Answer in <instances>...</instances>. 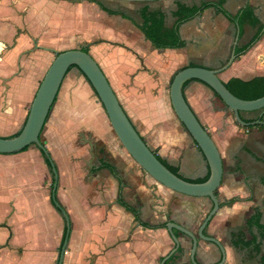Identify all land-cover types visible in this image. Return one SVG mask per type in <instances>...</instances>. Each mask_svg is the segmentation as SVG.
<instances>
[{"label":"crops","instance_id":"obj_1","mask_svg":"<svg viewBox=\"0 0 264 264\" xmlns=\"http://www.w3.org/2000/svg\"><path fill=\"white\" fill-rule=\"evenodd\" d=\"M188 1L190 0H162L126 4L131 8L134 4H140L134 7L136 13L144 7L159 10L165 15V26L169 28L174 21L171 12L175 10V4L194 5H188ZM222 1L223 8L232 15L245 5L251 6L254 16L264 23V0ZM99 4L102 5L100 0H0V44H3V48H0V137H10L23 124L34 94L54 59V53L87 48V53L98 64L119 104L148 148L153 152L157 149L156 154L163 160L174 159L175 167L184 170L190 163L188 171L193 172L197 168L200 175H182L188 180L205 176L208 170L206 161L181 123L178 121L176 131L191 139L196 154L188 152V143L184 137L181 136L182 141H177L175 131L170 132L168 129L169 123L177 119L170 105V79L190 62L208 69H220L228 61L233 48L235 51V47L247 44L255 29L244 25L241 37H238L235 44L236 24L229 22L217 8L211 7L180 25L178 33L185 43L183 48L157 50L133 24L140 22L125 12L102 5L123 13L127 19L108 15L101 10ZM125 51L136 57V60L128 55L131 62L125 64L123 60L114 58V55L126 54ZM261 76H264V34L245 53L236 55L231 65L218 75L223 83L231 78L247 81ZM86 83L79 70L72 68L60 86L55 117L58 120L57 142L63 147H66L64 141L68 140L67 135L63 134L65 126L72 123L76 126L93 124V119L85 115L84 100L79 95L80 91L88 90ZM183 95L213 140L223 167L222 180L216 191L218 203H222V206L204 233L215 238L223 247V264H259L260 257L264 255V238L260 240L259 253H256L252 247H232L230 234L236 229H242L246 239L250 238L245 222L254 209L260 212V222L264 226V125L250 128L240 126L233 113L199 81L187 82ZM73 115L80 119H72ZM241 116L245 119L262 118L258 120L264 123V112L261 111L244 112ZM141 124L149 127L150 133L146 137L144 132L147 131L140 129ZM88 143L91 147V143ZM123 152L119 153V169L129 182L119 185L107 170H101L104 182H94L97 190L94 195H100L95 205L101 207L104 217L100 222L106 224L95 230L94 240L91 237L88 240L94 246L92 249L86 247L76 264H160L173 248V242L165 228H143L134 222L129 212L117 204L119 187L123 200L134 208L138 205L139 209H136L141 220L152 225L174 222L195 234L210 209L208 199L197 198L209 203L207 213L197 223L196 215L192 212L194 209L189 208L194 204L191 197L170 191L160 184L151 185L147 179L135 183L130 176L133 165L126 159V151ZM51 155L56 161L57 154L52 152ZM5 159L6 155H0V161ZM114 162L117 169L119 163ZM226 185H243L246 195L222 191ZM107 187L114 192V197L110 200L102 198ZM234 198L238 200L230 205L224 204ZM88 203L90 206L94 205L90 201ZM236 204L242 207L232 212L225 211ZM53 209L56 210L54 207ZM177 209L186 211L185 218L189 226L173 218H166V210L175 212ZM70 225L67 244L69 251H65L62 264H74L73 249L76 239L81 238L79 224L71 219ZM101 229L105 231H99ZM252 232L256 234L255 230ZM177 239L181 252L175 253L169 264L191 263V240L183 234ZM12 254L15 253L10 247H0V264H22L21 258H13ZM195 256L200 264H217L221 258L215 245L202 240H198Z\"/></svg>","mask_w":264,"mask_h":264},{"label":"rangeland","instance_id":"obj_2","mask_svg":"<svg viewBox=\"0 0 264 264\" xmlns=\"http://www.w3.org/2000/svg\"><path fill=\"white\" fill-rule=\"evenodd\" d=\"M100 1L103 6L125 12L135 21L140 22L138 14L134 12V7L140 4H134L131 8L126 2ZM207 1L209 0H190L187 4L198 5L200 2ZM125 53L127 55H113L115 59L123 60L125 64L129 61L131 62L128 55L133 60H136V57L130 53L126 51ZM86 84L88 90L80 91L79 95L84 100L85 115L87 118L93 119V124L76 126L72 123V125L68 124L65 126L63 134L67 135L68 140L64 141L63 144L66 147H63L60 142H57L56 97V101L53 103L40 134V141L57 168V200L68 213L70 221L72 219L75 224H79V236L81 238L76 239L75 249H73L75 250L72 255L74 264L78 262L80 253L86 247L92 249L94 246V243H88V240L90 237L94 240L95 230L99 226L104 227L106 224V222H100L104 214L101 207L95 205L98 203L100 195H94L97 191L94 182H104V173L98 170L99 161L104 160L114 166V161H118L119 165L116 170L120 177V184L124 185L129 182L126 175L122 174V170L119 169L121 166L119 153H124L123 151L125 150L113 133L98 98L90 85ZM77 118L79 116H72V119ZM178 123L177 119L169 123V131H175L177 141H182V137H184L188 143V152L196 154L194 152L196 148L186 133H184L186 136L177 133L176 127ZM22 125L11 136L17 133ZM139 127L141 130L147 131L144 132L145 137L147 133H150L147 125L141 124ZM88 142L91 143V147ZM157 151L155 149V152ZM52 152L57 154L56 161L51 155ZM68 153L69 155H67ZM126 159L133 165L130 176L133 177L135 183H140L147 179L151 185L158 184L127 153ZM165 161L171 166L175 164L174 159L165 158ZM187 165L191 167L190 163ZM189 167L184 170L181 167L176 168L185 177L200 175L197 168L190 172L188 171ZM51 185L52 174L35 146H30L20 153L6 155V159L0 161V247H10V250L15 253L14 255L12 254V257H20L22 264H56L64 229V220L60 213L52 207L50 201ZM112 197H114V192L108 188L102 198L110 200ZM88 201L94 205L90 206ZM191 201L194 204L190 205L189 208L194 209L192 212L196 215L197 223H200L209 209V203L206 200L201 201L197 198H191ZM135 207L139 209L138 205ZM166 211L168 214L167 219L173 218L189 226V222L185 218V210ZM74 228H72L73 232L75 231ZM99 231L104 232L105 229ZM66 251H69L68 245ZM7 261L14 262V260Z\"/></svg>","mask_w":264,"mask_h":264},{"label":"water","instance_id":"obj_3","mask_svg":"<svg viewBox=\"0 0 264 264\" xmlns=\"http://www.w3.org/2000/svg\"><path fill=\"white\" fill-rule=\"evenodd\" d=\"M112 1L126 3H149L162 0ZM238 37L239 28L236 25L235 44ZM235 59L236 55L233 48L228 61L220 69L213 70L200 66L184 67L173 75L171 83L169 84V99L171 108L178 121L184 127L194 144L201 152L209 171V176L205 182L193 183L188 182L170 172L155 157L153 151L149 149L143 139H141L135 127L122 109L98 64L87 52L83 50H66L54 53V59L47 68L34 94L25 121L19 133L12 137H0V155L20 153L24 148L33 145L46 157H48L53 178L50 200L53 207L60 213L65 223V234L56 264H62L63 262L71 225L68 214L56 198L58 185L57 169L54 162L49 158L48 151L42 145L39 137L53 106L54 100L57 97L63 79L67 74L68 69L72 66L76 67L89 83L107 116L113 133L123 149L149 177L170 191L191 198H205L208 199L210 203V209L195 234L177 223L168 222L165 224V229L169 233L173 242V248L161 260L160 264H164L165 261L174 255L180 247L179 241L174 235L173 230L178 231L191 240V249L189 254L191 264H200L197 262L195 256L198 240L215 245L221 254L220 261L217 264L224 263L225 251L223 247L215 238L205 235L204 233L207 225L219 209V203L217 197L215 196V192L219 188L222 180V161L213 140L187 104L183 95V88L189 81H199L217 95L218 99L225 105V107L233 113L235 121L240 126L251 127L259 124L264 125V123L260 120L245 123L240 117V114L244 112H264V96L251 101L236 98L227 90L224 83L218 77L219 73L227 69Z\"/></svg>","mask_w":264,"mask_h":264},{"label":"trees","instance_id":"obj_4","mask_svg":"<svg viewBox=\"0 0 264 264\" xmlns=\"http://www.w3.org/2000/svg\"><path fill=\"white\" fill-rule=\"evenodd\" d=\"M90 1L96 2L97 0H90ZM99 7L101 8V10L105 11L108 15H118L124 19H127L126 16L119 11L109 10V9L103 7L101 4H99ZM211 7L217 8L219 13H221L229 22H231L232 24H236L239 27V38L241 37V28L244 25H248L249 27L255 29L254 34L252 35V37L250 38V40L248 41L247 44H245L241 47H235V51H234L235 55L239 56V55L245 53L264 34V23H261L254 16L253 8L251 6L245 5L235 15H232L223 8V1L222 0H217L215 3L200 2L198 5H191V6H187V5L181 4V3H176L175 4V10L173 12H171V17L174 19V21H173L172 26L169 28L165 26V21H164L165 15L162 12H160L159 10H149L147 7H144L142 9H140L137 13L139 18H140V24H135V23H133V24L143 34L144 38L151 43L153 48H155L157 50L179 49V48H183L185 46L184 41L181 40L179 33H178V29H179L180 25L187 22V21L192 20L196 16L200 15L204 10L211 8ZM81 50L87 52L86 48H82ZM194 66H197V65L193 62H190L186 67H194ZM72 68H76V67L72 66L68 69V71ZM171 80H172V78L170 79V83H171ZM86 82H87V80H86ZM185 85H184V87H185ZM224 86L227 88V90L233 96H235L236 98H239L241 100H245V101L255 100V99H258V98L264 96V76L254 77V78L247 80V81H244V80H241L238 78H231L226 83H224ZM212 93L215 97H217V95L213 91H212ZM55 101H56V98H55L54 102ZM240 117H241L242 121L245 123H250V122L257 121L258 119H260V120L262 119V118L245 119L241 116V114H240ZM248 128H250V127H248ZM19 131L12 136L17 135L19 133ZM39 139H40V137H39ZM27 148L28 147L24 148L21 152L25 151ZM197 150L199 151L198 148H197ZM39 152L43 157L44 163L46 164L49 171L51 172L49 162H48V157H46L41 151H39ZM153 153H154L155 157L160 161V163L163 164L170 172H172L176 176H178V177H180V178H182L188 182L202 183V182H205L209 176V171L207 170V174L205 176H203L201 178H197L195 180H188V179L184 178L179 173L178 168L167 164L165 160H163L160 156H158L156 154V152H153ZM48 156L51 159L49 153H48ZM102 169L107 170L109 172V174L120 185V177L118 176L117 170H116L114 165H112L111 163H108L104 160H100L98 170H102ZM52 182H53V178H52ZM216 195L217 194L215 192V196ZM237 200L238 199L234 198L230 201L225 202L224 204L230 205ZM116 202L125 211L129 212L133 216L134 222L137 223L139 226L146 228V229H152V230L158 229V228H165V224L152 225V224H149L147 222H143L140 218L138 210L136 208L130 206L128 203H126L123 200L121 193H120V187L118 189ZM221 206H222V203H219V208ZM260 221H261L260 212L257 209H254L253 214L245 222V228L247 229L250 238L246 239L245 234L243 233L242 229H236L235 232H231V234H230L232 247H234V248H238L239 246L243 247V248L244 247L245 248L252 247L254 252L259 253L260 240L264 238V226L261 224ZM252 230H255L256 234H254L252 232ZM173 233L176 237H179L181 235L176 230H173ZM64 234H65V224H64L62 238H61V242H60V246H59V251L61 249V244H62V241L64 238ZM180 252H181V248H178L176 253H180ZM174 256L175 255H172L165 262V264H169L170 261H172L174 259ZM189 264H191V263H189ZM259 264H264V255H262L260 257Z\"/></svg>","mask_w":264,"mask_h":264},{"label":"clouds","instance_id":"obj_5","mask_svg":"<svg viewBox=\"0 0 264 264\" xmlns=\"http://www.w3.org/2000/svg\"><path fill=\"white\" fill-rule=\"evenodd\" d=\"M0 48H3V44H0ZM9 111H11V110L9 109ZM225 190L232 192L234 195H241V196L246 195V192H245L243 185L234 186V187H228L226 185L225 188L222 189V191H225ZM240 207H242V206L239 204H236V205L232 206V209H225V211L226 212H232V211L238 210Z\"/></svg>","mask_w":264,"mask_h":264}]
</instances>
